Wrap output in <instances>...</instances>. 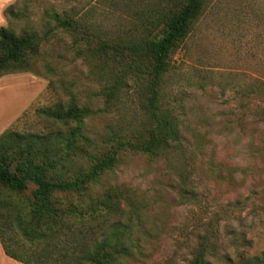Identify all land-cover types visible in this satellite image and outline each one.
<instances>
[{
    "label": "rangeland",
    "instance_id": "obj_1",
    "mask_svg": "<svg viewBox=\"0 0 264 264\" xmlns=\"http://www.w3.org/2000/svg\"><path fill=\"white\" fill-rule=\"evenodd\" d=\"M165 1L0 0V27L19 34L30 23L43 35L55 26L47 22V12L73 14L101 40L117 41L138 37ZM9 9L25 17L14 19L5 13ZM81 37L55 30L32 72L6 76L12 113L8 129L67 133L75 123H57L44 111L67 107L73 99L91 110L84 130L95 148L113 133L142 127L144 97L137 83L128 80L107 110L99 94L111 71L99 59L79 53L86 48L83 41L79 44ZM171 64L162 103L179 117L181 142L154 160L125 155L95 188L100 192L120 185L131 194L109 219L128 227L135 246L134 256L118 264H189L210 223L218 231L211 236L216 244V256L209 258L213 264L262 259L264 147L259 127L240 123L249 107L263 104L258 96L244 97V91L264 81V0H206L204 13Z\"/></svg>",
    "mask_w": 264,
    "mask_h": 264
},
{
    "label": "trees",
    "instance_id": "obj_2",
    "mask_svg": "<svg viewBox=\"0 0 264 264\" xmlns=\"http://www.w3.org/2000/svg\"><path fill=\"white\" fill-rule=\"evenodd\" d=\"M205 6L206 0H166L138 37L117 41L101 40L73 14L47 12V22L55 26L43 35L30 23L19 34L10 27H0V78L32 72L43 44L55 30H61L82 35L79 44L83 41L86 48L83 53L78 49L79 53L99 59L111 71L108 86L99 94L105 98L107 110L131 79L144 97L145 111L139 130L113 133L97 148L84 130L91 110L74 99L67 107L58 105L44 111L57 123H75L67 133L20 134L8 129L0 135V241L7 256L23 264H118L134 256L128 227L109 222L121 204L131 200L130 191L120 185L100 192L95 188L125 155L154 160L181 142L179 117L172 108L163 106L162 88L172 69L173 55ZM5 13L14 19L25 17L11 9ZM255 96L263 104L256 109L249 107L240 124L259 127L264 147V81L244 91L248 99ZM82 159L90 165L86 170L82 168L86 163H77ZM212 228L210 223L199 237L189 264H213L209 258L216 256V244L211 236L218 231ZM229 263L263 264L264 257Z\"/></svg>",
    "mask_w": 264,
    "mask_h": 264
},
{
    "label": "crops",
    "instance_id": "obj_3",
    "mask_svg": "<svg viewBox=\"0 0 264 264\" xmlns=\"http://www.w3.org/2000/svg\"><path fill=\"white\" fill-rule=\"evenodd\" d=\"M9 78H0V135L9 128ZM0 264H23L6 255L0 241Z\"/></svg>",
    "mask_w": 264,
    "mask_h": 264
}]
</instances>
